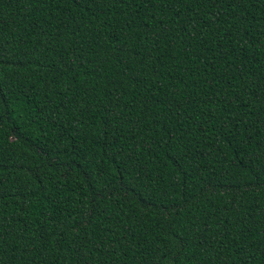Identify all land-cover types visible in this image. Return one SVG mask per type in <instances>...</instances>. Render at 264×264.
<instances>
[{
	"label": "trees",
	"instance_id": "1",
	"mask_svg": "<svg viewBox=\"0 0 264 264\" xmlns=\"http://www.w3.org/2000/svg\"><path fill=\"white\" fill-rule=\"evenodd\" d=\"M0 264H264V0H0Z\"/></svg>",
	"mask_w": 264,
	"mask_h": 264
}]
</instances>
